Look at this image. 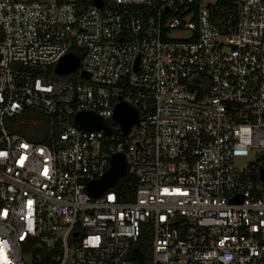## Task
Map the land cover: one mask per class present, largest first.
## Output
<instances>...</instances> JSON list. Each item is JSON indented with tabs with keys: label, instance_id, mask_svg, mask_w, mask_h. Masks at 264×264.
Wrapping results in <instances>:
<instances>
[{
	"label": "built area",
	"instance_id": "1",
	"mask_svg": "<svg viewBox=\"0 0 264 264\" xmlns=\"http://www.w3.org/2000/svg\"><path fill=\"white\" fill-rule=\"evenodd\" d=\"M101 1L0 0V264H27L29 240L50 252L33 264H131L142 224V264H264V0H229L226 25L199 0ZM68 51L72 71L48 69ZM25 107L43 141L5 127ZM115 152L124 174L90 195Z\"/></svg>",
	"mask_w": 264,
	"mask_h": 264
},
{
	"label": "water",
	"instance_id": "2",
	"mask_svg": "<svg viewBox=\"0 0 264 264\" xmlns=\"http://www.w3.org/2000/svg\"><path fill=\"white\" fill-rule=\"evenodd\" d=\"M97 5L102 3L101 0H93ZM78 57L71 51L64 53L53 65L52 69L57 74H66L77 66ZM84 75V71H81ZM112 117L118 121L121 129L126 132L131 123L136 120V110L129 106L125 101H119L112 110ZM73 120L78 127L82 128H102L107 131V126L101 118L87 110H79L74 114ZM125 172V163L123 155L120 152L112 153L109 158V166L106 170L86 184V190L90 195H97L103 189L115 183L118 177ZM259 177L264 181V169H260ZM232 199H240L237 195Z\"/></svg>",
	"mask_w": 264,
	"mask_h": 264
},
{
	"label": "trees",
	"instance_id": "3",
	"mask_svg": "<svg viewBox=\"0 0 264 264\" xmlns=\"http://www.w3.org/2000/svg\"><path fill=\"white\" fill-rule=\"evenodd\" d=\"M216 4L220 8V12L215 14V19L220 24H231L232 23V14L233 7L232 3L229 0H216ZM227 20H229L227 22ZM46 115V114H45ZM46 123H48V116L46 115ZM48 128V126H47ZM47 128L39 135L36 136H28V138L34 141H43L46 137ZM116 188L122 191H128L129 195L132 194L134 188V179L132 176L126 174L123 178L119 180V183L116 185ZM150 230V229H149ZM140 228V233L136 240L132 241L129 244L127 250V257L130 259L131 264H142V262L148 257L150 252V232ZM34 240H29L24 247V253L27 254L28 257H24L27 264H33L37 262L35 253L39 251L43 254V259L48 256L47 250L44 247H39L32 244ZM47 254V255H46ZM42 259V261H43Z\"/></svg>",
	"mask_w": 264,
	"mask_h": 264
},
{
	"label": "rangeland",
	"instance_id": "4",
	"mask_svg": "<svg viewBox=\"0 0 264 264\" xmlns=\"http://www.w3.org/2000/svg\"><path fill=\"white\" fill-rule=\"evenodd\" d=\"M201 3H207L209 5H216V0H199ZM49 70H52V66H48ZM76 73V71H75ZM4 125L7 129L16 131L22 134L24 137L36 136L47 128L48 123H46V115L35 108L25 107L19 113L9 116L4 119ZM30 139V138H28ZM246 157H238L236 163L240 165L245 164ZM142 229L148 231L149 227L147 224L141 225ZM73 248L72 238H68V249L71 251ZM24 257H28L24 253Z\"/></svg>",
	"mask_w": 264,
	"mask_h": 264
}]
</instances>
